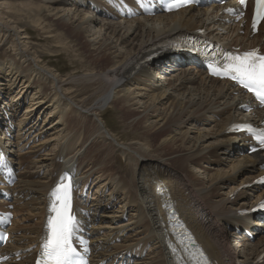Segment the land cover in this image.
<instances>
[{"label":"bare ground","instance_id":"bare-ground-1","mask_svg":"<svg viewBox=\"0 0 264 264\" xmlns=\"http://www.w3.org/2000/svg\"><path fill=\"white\" fill-rule=\"evenodd\" d=\"M12 1L23 3V10L27 9L28 17L42 28L47 39L57 41L56 49L74 54L77 59L81 51L87 52L89 63L81 59L76 62L84 69L79 83L61 78L32 53L26 42L29 37L22 36L23 32L29 35L28 30L20 28L13 13L7 11ZM139 1L0 0V38L11 43L16 52L11 59L0 56V135L10 133L16 116L25 106V114L17 123L18 136H23L18 146L20 139L31 132L35 133L34 138H39L41 149L59 142L53 157L46 158L49 161L39 156L40 166L31 163L24 173L19 169V182L12 188L15 198L12 211L15 220L9 228L12 237L8 245L0 248L8 258L4 264H18V254L23 258L20 264L35 263L48 231V218L53 215L52 194L68 179L72 184L71 212L77 216L78 224L91 225L89 260L94 264H130L134 258L137 259L133 264H179L174 258L177 251L170 233L173 216L177 215L212 264H260L264 256V211L257 215L261 218L258 228L253 226V215L238 218L236 213L248 212L264 198V149L259 148L251 134H237L233 127L243 124L264 130V109L242 89L214 78L205 70L207 61L198 44L207 42L210 50L218 53L257 47L264 53V25L254 37L249 15L240 20L231 15L240 9L236 0L216 7L224 15L212 12L216 15L213 21L219 17L217 26L221 27L226 17L230 22H238L239 27L246 24L243 30L247 33V45L243 39L234 45L244 46L229 47L206 26L213 8L191 7L150 18L139 8ZM229 9L233 11L228 12ZM137 13L140 18L131 20L132 14ZM108 15L121 22H107L111 18ZM102 17L108 19L102 23L99 21ZM46 20L58 22L57 30ZM149 22L163 27H149ZM94 25H100V31L95 32ZM102 31L107 38H103ZM32 61L37 62V68ZM186 63L204 77L197 87L193 85L199 80L189 68L184 69ZM178 71L181 72L175 74ZM71 84L84 87L83 95H88L90 89L95 94L78 102L73 97L78 91H73ZM107 104L121 114L136 137L123 139L107 128L104 119ZM246 107L249 111L243 113ZM237 114L244 118L239 120ZM217 118L221 120L216 121ZM208 119H215L216 123L212 128L213 141L206 145L209 134L191 132L197 120ZM96 120L103 123V130ZM48 130L55 133L43 141L41 137ZM1 140L0 173L3 175L6 168L14 173L16 154L12 155V151L8 154ZM117 155L125 160V167L115 166L119 163ZM229 160V172L222 169L210 175L208 187L193 170L203 164L224 166ZM24 162L19 159V168L25 166ZM34 167L38 170L49 167L52 172L39 178L38 172L30 173ZM6 181L2 177V183ZM254 181L257 182L254 188L259 187L255 194L242 192L230 198L223 193L224 189L234 190ZM94 184H98L95 201H88L84 196ZM107 186L111 187L108 195L103 192ZM79 196L84 199L79 200ZM116 201H120L118 209H114ZM3 202L0 208L5 210L4 206L10 204ZM128 210L130 220L117 225ZM25 212L39 222L28 225L29 228L20 226L18 216ZM20 227L24 233L17 241L14 233ZM239 230L244 231L240 234L244 240L234 246L232 233ZM126 231L130 235L124 244L132 247L120 251L124 244L116 240ZM257 234L260 238L252 242L250 237ZM240 246L246 253L237 251ZM148 247L151 251L144 255Z\"/></svg>","mask_w":264,"mask_h":264},{"label":"rangeland","instance_id":"rangeland-1","mask_svg":"<svg viewBox=\"0 0 264 264\" xmlns=\"http://www.w3.org/2000/svg\"><path fill=\"white\" fill-rule=\"evenodd\" d=\"M22 4L23 3L19 2V1H15V2L12 1L11 2V7H10L11 9H7V11L13 13L14 20H16L18 22L20 28H22L23 30H26V29L28 30L27 33L29 35H24L25 34L24 32L22 33V36H28L29 37V39L26 40L28 48L29 49H33L32 53L35 54L37 58L39 57L40 61L44 62V65L47 64L49 66V68L53 70V72L54 71H55V73L57 72V74L61 78L70 79V82H72L73 80L76 81V82L78 81V83H79V80L82 79L81 75L84 73L83 72L84 69H80L76 62L79 59H81L80 61H84L85 63H89L90 58H88L87 52H85L84 50L81 51L80 56H79L80 58L77 59L74 56V54L66 52V51H64V50H62L60 48L56 49V46H58L57 41L55 39H52L50 41L47 39V35L44 34V32L42 31V28L38 27L37 24H35L33 22V20L28 17L29 13H28L27 9L23 10L24 6ZM211 10H212V8H211ZM213 11H215L216 14L219 12L220 16H224L222 10L213 9L211 11L210 15H209L210 16L209 17L210 21L207 22L206 26H208L209 28L211 27L210 30L212 32L216 33L217 36L221 37V40H223L224 43L226 45H228L229 47L240 48L241 46H244V45H237L236 46V44L237 43H241L243 41V39H245V36L247 35V33L243 29H245L246 24H244V26L239 27V23L238 22H233V21L230 22L229 18H227V17L225 18L224 17L225 18L224 22L222 21V26L219 27V26L216 25L217 22H218L217 19H219V17L216 18V20L213 21L214 16H216L214 13H212ZM109 15H108V17H109ZM108 17H104V19H103V17L99 18V21H101L103 23L106 19H108ZM110 17H109L110 18L109 21L106 20L107 22H113V23H120L121 22V21H119L120 19H117L116 17L115 18L113 16H110ZM135 18L139 19L140 18L139 14H133V17H132L131 20H133ZM102 20H104V21H102ZM111 20H113V21H111ZM46 22L49 23V25L52 26L53 29L57 30L56 24L58 22H56V21L52 22L51 20H46ZM153 25H155L156 29H160L159 27H163L162 25L161 26L158 25V23H154V22H149L148 23L149 27H151ZM93 27H94L93 29H94L95 32L100 31V29H99L100 25H94ZM238 28H240V29H238ZM67 32H68V30H67ZM60 33H63V31H61ZM68 34H69V32H68ZM102 35H103V38H107L105 36V32L104 31H102ZM98 36L99 35L97 34L95 37H92V38L95 39ZM256 36H258V35H254V37H256ZM2 39H3V41H2ZM234 43H236V44L234 45ZM244 43L247 45V39H245ZM81 47H82V45H80L79 48H81ZM73 49L76 50L75 48H73ZM15 54H16V52L13 51L11 43L7 42L6 39L1 37L0 38V56L3 57L2 59H4V60L5 59H11V58L14 57ZM15 59L17 60V58H15ZM32 63H33V67L37 68V62H33L32 61ZM177 68H173L174 70L173 69L172 70L175 71V69H177ZM187 68H189L191 70V72H194V76L195 77L197 76L196 80L198 79L199 81H197V83H195V85H193V87H197L198 85L201 84L202 78H204V77L201 76V74H198L197 73L198 69L193 68V66L190 65V63H186L184 65V69H187ZM170 71H169V74L170 73H174L173 71L172 72H170ZM180 72L181 71H178L175 74H179ZM171 75H173V74H171ZM169 78H170V76H168V79ZM69 87L72 88L73 91H75V90L78 91L77 93H75L73 95V97H75L78 102H81L82 100L84 101V99L88 100L87 99L88 97H91V96H93L95 94L93 92V89H90L88 91V95H83L82 93L85 91L84 90L85 88L81 87V86H79L77 84H71V86H69ZM132 90H134V89H132ZM170 93H172L171 90H170ZM78 108H80V107H78ZM104 111H105L104 112V114H105L104 115V119L107 122V128L109 130H112L114 132V135H118V136L122 137L123 139H132L133 137H136L135 136V132H133V129H130L127 126L128 122H126L122 118L120 113L115 112L113 110V108H111L108 104L104 105ZM242 112L243 113H247L248 112L247 108H244ZM24 114H25V106L23 108H21L20 112L16 116L15 121H14V125L12 124V126H11L12 130H10V133H7L6 136H3V134L0 135V138H2L1 141L5 145L6 151H8L7 153L11 155V151H12V155L16 154V156L14 158V160H16V161H13L16 164H14L15 166L12 167V169H14V173H12V174L16 178L15 184L14 185H10V184H8V182L2 183V177L4 178V175H1V173H0V203H2L3 201H7L8 204H10V206L9 205H7V206L3 205V206L5 207L4 209L6 211L9 210L10 212L13 211V207H14V204H15V202H14L15 198L12 195V188H14L19 182L18 177H17V175L20 173L19 169H22L21 173H24L25 171L29 170V169H26V168L29 167V165L31 163H32V165L40 163L39 160H38L39 156L40 157H44V161H49L48 159L52 158L53 155L55 154L56 150H57L56 149L57 143L59 144V142H52L50 145L48 144L46 146V148H42L41 149V147L39 146V144H40L39 138L38 137L34 138L35 133L33 134V132H31L30 134L27 133V135L25 136L24 139H22V140L20 139L19 142H21V143H19V146H18L17 143H18L19 138L23 137V136H18L19 135L18 134L19 133L18 124H19V120H21V118L23 117ZM243 116H241V114L240 115L237 114V118L239 120H242L244 118ZM213 120L215 121V119H212V120L208 119V120H205L204 122H202L200 120L199 121L197 120V125H194L195 127H192V131L193 132H191V133L193 135H195V133H197V131L201 132L202 134H209V138H207L205 140L206 143H207V144L205 143L206 145L210 144L213 141V139H211V136H212V133H213L212 130H215V129H212V128L214 127V125L216 123ZM220 120H221V118H217L216 119V121H220ZM96 121L99 123V125H101L102 130H103L104 129L103 123H101L100 120H96ZM7 125H10V123H8ZM61 129H62V127H61ZM54 133L55 132H52V130H48V132H44V134L41 137V139H43V141L47 140V139H50V138L53 137ZM90 143H91V141H90ZM116 145H120V143H118ZM121 146H122V144H121ZM245 147H247V146H245ZM37 149H39V152H38ZM53 151H55V152H53ZM34 155L35 156L38 155V156H36V159H34L35 158ZM45 155H48V156H45ZM116 157L118 158L119 163H117L115 166L117 168L118 167H125L126 166L125 160L120 155H117ZM46 158H48V159H46ZM232 158H234V157H232ZM236 158H239V156L235 157L234 159H236ZM19 159H22V160L26 161V162H24L25 166H22L21 168H19V165H18ZM33 159H34V162H33ZM229 161H227V162H229ZM61 162L63 163V162H65V160H61ZM227 162H226V164L224 166H221L219 163L218 164L214 163L212 165L203 164L200 167V169L198 167H195L193 170H194L195 174L197 175V177L199 176L198 178H200L205 183H207L206 187H208L209 186V184H208L209 178L208 177L210 175H212V174L216 173L218 170H222V169H223V171L229 172L228 170H229V165H230L231 161L228 164H227ZM40 165H41V163L39 164V166ZM7 169L10 170L9 168H7ZM41 169L42 170H38V169H35V167H34L33 169H30V173L38 172L36 174V176L39 177V178H42V177L45 176V173L52 172V169L49 168V167L48 168L47 167H42ZM98 183H99V181H98ZM96 185H98V184H94V185L90 186V188H91L90 191H88L86 196H84L85 198H87L88 201H93L95 199L96 189L98 187ZM254 185H255V181L252 184L250 183V184H246V185L234 188V190L233 189H224L223 193L224 194L228 193L229 194L228 197H230V198L233 197V195H235L236 193L237 194H240V193L242 194V192H246L245 194L252 195V194H255L257 191H259V187L254 188ZM106 188H108V189L104 190L103 192L105 193V191H106L105 194L108 195V193L110 192V188L111 187L107 186ZM253 188L255 189L254 191H249L248 192V190L253 189ZM7 195H8V197H7ZM80 199H84L83 196H79V200ZM119 203H120V201L114 202V206H115L114 209H118L120 207ZM261 205H264V198L259 200L258 203L256 204V206L254 208H252L251 210H248V212H245V211H242V210H239V212L237 211L238 212V213H236L238 215L237 217L241 218V216H245L246 217L247 215H253V221H252L253 222V226L255 228H258L257 224L260 222L261 218L257 217V214L261 210V207H262ZM0 210H3V209L0 208ZM110 211H112V209H110L109 212ZM27 213L28 212H25L24 215L22 213V214H20L18 216V224L20 226L28 227V225H29V227H30V225L32 226V225H35L37 222H39L38 220H36L37 218L30 217L29 214H27ZM130 213H131L130 210L126 211L124 213V215H123V220H120V221L116 222V224L118 225L120 222H128L130 220V218H131ZM13 220H15V218H13ZM90 226L91 225L88 226L89 232L92 231L90 229ZM22 227H20L21 229L20 230H16V232L14 233V235H16V240H17V238H19L18 236H22L23 233H24V229H22ZM90 234L92 236V233H90ZM232 234L233 235H232V239H231V244L236 246V245H238L239 242L243 243L244 239H242L243 237H241L242 235H240V234H244V231L242 232V231L239 230V231H237V233L235 232V233H232ZM129 235H130V231H126L123 234V236H121V238H119L120 241L118 239V240H116V242L118 241V244L127 243L128 240L125 241V239ZM141 235H143V233ZM258 236H261V235L257 234L255 236L250 237V238H252V242L255 241V240H258L260 238ZM25 242H27V240ZM130 247H132V245L127 246L126 244H124V245H122V248H120V251H127ZM237 249H238L237 250L238 252H245L246 253V250L244 251L242 246L238 247ZM33 251H34V249H32V251L30 253H32ZM149 251H151V250L148 247L144 255L149 254L150 253ZM18 256H19V254L16 257V258H18L17 263L20 264L23 261V258H22V255H20V257L22 259L20 257H18ZM136 259L135 258L132 259L130 264H133ZM263 262H264V256L262 257V260L260 261V264L263 263ZM90 263L94 264V262H92V261H90Z\"/></svg>","mask_w":264,"mask_h":264},{"label":"snow or ice","instance_id":"snow-or-ice-1","mask_svg":"<svg viewBox=\"0 0 264 264\" xmlns=\"http://www.w3.org/2000/svg\"><path fill=\"white\" fill-rule=\"evenodd\" d=\"M240 3L246 6V0H240ZM261 21H264V0H255L252 24L254 30ZM208 67L212 74L238 82L264 103V54H260L258 49L227 54L222 60L212 57ZM256 138L264 145V131L259 132ZM71 191L72 184L68 179L67 183L59 184L52 194L53 215L48 218V231L38 264H86L83 259H77V249L72 242L76 227L71 213Z\"/></svg>","mask_w":264,"mask_h":264}]
</instances>
